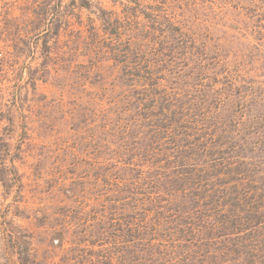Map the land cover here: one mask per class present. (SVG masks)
Returning a JSON list of instances; mask_svg holds the SVG:
<instances>
[{"label":"rangeland","instance_id":"1","mask_svg":"<svg viewBox=\"0 0 264 264\" xmlns=\"http://www.w3.org/2000/svg\"><path fill=\"white\" fill-rule=\"evenodd\" d=\"M226 193L264 197V0H0V264H133Z\"/></svg>","mask_w":264,"mask_h":264},{"label":"trees","instance_id":"2","mask_svg":"<svg viewBox=\"0 0 264 264\" xmlns=\"http://www.w3.org/2000/svg\"><path fill=\"white\" fill-rule=\"evenodd\" d=\"M247 157L246 159H251L250 156ZM248 194L229 193L227 196H221L224 197L220 202L223 211L215 214L211 212V223L205 221L207 218L202 212L195 214L182 209L175 217V213H172V218L160 225L154 233L147 229L141 230L140 224L134 225V228L129 226L127 230L122 229L123 225H118L116 230L122 229L117 235L119 243L121 240L125 241V233L129 238L135 236L133 240L138 243L128 246L130 261L133 264H156V261L162 264H214L216 257L221 261L219 264H223L224 259L230 264H264V232H260V226L264 225V210L257 205L264 197L260 193H252L249 197ZM136 217L133 224L138 220ZM153 223L152 220L149 222ZM224 236L228 238V243ZM160 237L164 238V241H161ZM118 239L113 241L117 246ZM209 240L212 245L214 242L222 243L223 247L217 253H220L219 256L213 255L214 248L208 246ZM187 242L197 245L192 246ZM163 244L165 250L161 251ZM165 260L169 262H164Z\"/></svg>","mask_w":264,"mask_h":264}]
</instances>
